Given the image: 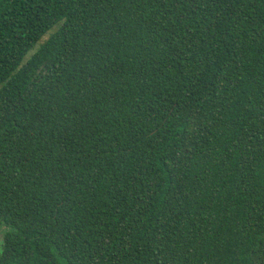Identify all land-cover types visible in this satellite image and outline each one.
Instances as JSON below:
<instances>
[{
  "label": "trees",
  "instance_id": "trees-1",
  "mask_svg": "<svg viewBox=\"0 0 264 264\" xmlns=\"http://www.w3.org/2000/svg\"><path fill=\"white\" fill-rule=\"evenodd\" d=\"M0 264H264V0H0Z\"/></svg>",
  "mask_w": 264,
  "mask_h": 264
},
{
  "label": "rangeland",
  "instance_id": "rangeland-1",
  "mask_svg": "<svg viewBox=\"0 0 264 264\" xmlns=\"http://www.w3.org/2000/svg\"><path fill=\"white\" fill-rule=\"evenodd\" d=\"M44 39H46V37H45ZM44 39H43V40H44Z\"/></svg>",
  "mask_w": 264,
  "mask_h": 264
}]
</instances>
